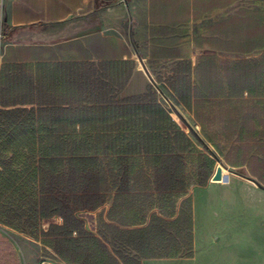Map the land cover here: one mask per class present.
<instances>
[{"label":"trees","instance_id":"trees-1","mask_svg":"<svg viewBox=\"0 0 264 264\" xmlns=\"http://www.w3.org/2000/svg\"><path fill=\"white\" fill-rule=\"evenodd\" d=\"M226 74L222 90L242 95L247 61ZM63 92L21 67L0 72V224L67 264L194 257L190 189L208 184L216 160L155 101L71 104ZM107 201L97 232L89 230L80 213ZM57 215L63 223L43 229Z\"/></svg>","mask_w":264,"mask_h":264},{"label":"crops","instance_id":"crops-1","mask_svg":"<svg viewBox=\"0 0 264 264\" xmlns=\"http://www.w3.org/2000/svg\"><path fill=\"white\" fill-rule=\"evenodd\" d=\"M239 24L246 31L244 37L238 35ZM4 26L9 29L7 39ZM242 39L245 53L239 50ZM243 59L245 92L222 90L228 87V67ZM19 67L34 79L45 77L62 87L65 103L155 101L192 140L166 102L179 114L181 106L204 124L206 105L215 99L239 98L237 106L241 110L244 104L245 112L237 117L239 128L233 134L241 142L239 136L245 133L252 139L264 138V0H0V72ZM58 96L63 98L59 92ZM252 108L262 115V125L248 132L243 121L251 119ZM205 144L212 155L196 146L217 159ZM213 176L206 186L190 189L195 240L197 195L214 187ZM111 206L107 201L87 212H97L98 218ZM47 219L63 223L58 215ZM8 229L14 230L0 224V264H32L21 256ZM164 259L176 258L143 259L142 264Z\"/></svg>","mask_w":264,"mask_h":264},{"label":"rangeland","instance_id":"rangeland-1","mask_svg":"<svg viewBox=\"0 0 264 264\" xmlns=\"http://www.w3.org/2000/svg\"><path fill=\"white\" fill-rule=\"evenodd\" d=\"M245 34V29L239 24V37ZM238 57L242 58L241 55ZM238 100L230 97L215 99L206 105L209 112L204 124L178 105L188 125L187 128L180 122L183 128L200 149L212 155L206 141L217 156L213 175L217 167L222 166L221 162L225 175L222 180H211L214 187L197 195L194 257L164 259L153 264H264V189L232 171L241 170L264 185V138L252 139L245 133L244 142L237 140L233 132L239 128L236 124L241 112ZM166 103L171 108V103ZM250 113L249 121L242 120L248 132L262 125V115L258 117L254 108ZM196 192L198 189L193 191L194 194ZM85 217L90 227L96 229L97 212L88 213ZM53 223L54 219H46L42 227L46 230ZM7 231L21 256L29 258L32 264H44L45 261L66 264L54 260L49 251H45L42 244L28 234Z\"/></svg>","mask_w":264,"mask_h":264},{"label":"water","instance_id":"water-1","mask_svg":"<svg viewBox=\"0 0 264 264\" xmlns=\"http://www.w3.org/2000/svg\"><path fill=\"white\" fill-rule=\"evenodd\" d=\"M124 1L127 2V0H124ZM221 165H222V166L217 167L216 172H215V174H214V176H213V178H212V179L215 180V181H217V180H221V179L223 178V165H224V164H222V162H221ZM232 171H233L234 173H237V174H239V175H241V176H244V177H246V178H248V179H251V180L254 181L258 186H260L261 188L264 189V185H262L258 180H256L255 178L250 177V176L244 174L241 170H238V171L232 170Z\"/></svg>","mask_w":264,"mask_h":264},{"label":"bare ground","instance_id":"bare-ground-1","mask_svg":"<svg viewBox=\"0 0 264 264\" xmlns=\"http://www.w3.org/2000/svg\"><path fill=\"white\" fill-rule=\"evenodd\" d=\"M172 105V104H171ZM171 110H172V113H173V115L175 116V118L179 121V122H181L182 124H184V125H186V122L184 121V119L182 118V116L179 114V112L177 111V109L175 108V106L174 105H172L171 106V108H170ZM186 127L188 128V125H186ZM185 129V128H184ZM190 129V128H189ZM224 171H223V178H224ZM222 178V179H223ZM221 179V180H222ZM22 253V252H21Z\"/></svg>","mask_w":264,"mask_h":264},{"label":"built area","instance_id":"built-area-1","mask_svg":"<svg viewBox=\"0 0 264 264\" xmlns=\"http://www.w3.org/2000/svg\"><path fill=\"white\" fill-rule=\"evenodd\" d=\"M80 215H81V217H83L85 219L87 227L89 228V230H91L93 232H97V227H96V229L91 228L90 225H89L87 217H85L86 215H88V212L87 211L81 212ZM47 263L48 264H53L52 262H47V261L44 262V264H47Z\"/></svg>","mask_w":264,"mask_h":264}]
</instances>
